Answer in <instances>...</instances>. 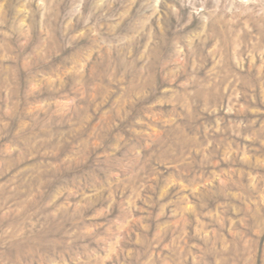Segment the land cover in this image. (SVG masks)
<instances>
[{
    "label": "rangeland",
    "instance_id": "1",
    "mask_svg": "<svg viewBox=\"0 0 264 264\" xmlns=\"http://www.w3.org/2000/svg\"><path fill=\"white\" fill-rule=\"evenodd\" d=\"M0 264H264V0H0Z\"/></svg>",
    "mask_w": 264,
    "mask_h": 264
}]
</instances>
